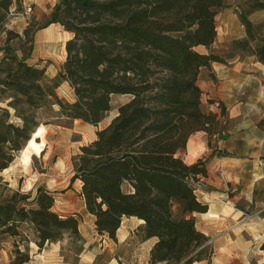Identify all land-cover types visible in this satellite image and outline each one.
<instances>
[{"label":"trees","instance_id":"trees-1","mask_svg":"<svg viewBox=\"0 0 264 264\" xmlns=\"http://www.w3.org/2000/svg\"><path fill=\"white\" fill-rule=\"evenodd\" d=\"M248 1L249 11L239 15L246 36L233 41L231 50L264 65V41L252 47L257 36L248 18L264 11V1ZM14 6L15 0H0V172L50 124L41 121V112L58 106L56 120L97 127L112 110L113 97L125 96L117 115L73 159L71 183L81 182L99 235L116 241L123 219L137 218L143 221L138 240H156L149 264H210L213 249L194 218L208 212L198 198L207 159L187 164L182 154L193 134L205 132L211 147L219 133L217 116L203 108L198 76L204 67L226 63L210 52L223 0H59L41 28L58 24L72 35L54 78L28 63L31 26L22 34L8 28ZM62 83L71 89L72 102L59 98ZM7 192L0 195V238L13 239L10 264L29 263L30 231L40 251L61 244L65 259L66 251L78 259L85 240L76 214L55 212V196L45 186L35 196Z\"/></svg>","mask_w":264,"mask_h":264},{"label":"crops","instance_id":"crops-1","mask_svg":"<svg viewBox=\"0 0 264 264\" xmlns=\"http://www.w3.org/2000/svg\"><path fill=\"white\" fill-rule=\"evenodd\" d=\"M57 25L52 24L49 28L55 29ZM216 26L215 49H227L228 44L246 36L233 11L219 12ZM198 86L202 92L204 110L217 116L219 133L211 138V147L207 145L208 135L205 132L193 134L182 157L187 164L207 159L204 182L211 189L199 191L198 198L208 206V212L194 214L196 229L213 239V256L219 254L226 257L229 264L241 254L236 248L241 246L244 251L255 246L257 238L264 236V65L257 62L254 56L241 59L237 54L226 59V63H213L210 67L202 68ZM216 102L220 108L216 107ZM4 182L12 190L20 189L12 177ZM75 184L78 185V189H75L78 200L71 189ZM38 186L32 184L22 188V191L35 196ZM45 187L55 196V212L73 215L78 205L80 211L77 213L81 212L82 221L88 218L93 232L88 239V235L82 233L83 222H80V233L85 240L84 250L73 261L62 255L61 244H48L40 251L34 243L35 234L30 231V261L27 264H98L97 259L104 253L111 254L105 264H149L150 250L156 240H135L136 230L143 221L124 218L116 233V241H113L96 232L95 218L86 210L80 181L73 182L71 188L60 192L57 188ZM71 197L73 200L69 202ZM246 236L250 237L251 245L247 244ZM120 249H124V252H120ZM12 251L13 239L1 237L0 264H10Z\"/></svg>","mask_w":264,"mask_h":264},{"label":"rangeland","instance_id":"rangeland-1","mask_svg":"<svg viewBox=\"0 0 264 264\" xmlns=\"http://www.w3.org/2000/svg\"><path fill=\"white\" fill-rule=\"evenodd\" d=\"M15 1L18 3V6H14L12 10L8 28L22 34L28 26H31L30 35L34 37V50L28 63L39 64L40 67L46 68L47 77L49 78L53 75L56 76L65 60V43L72 35L65 32L58 25L55 29L52 27L41 28L49 21L51 12L59 0ZM223 2L225 7L220 9L218 14L219 12L223 14L224 12L233 11L239 22L240 13L249 11L250 2L248 0H223ZM18 7H20V10H18ZM16 10L18 11L16 12ZM248 18L254 24L257 36L256 42L252 44L254 48L264 41V11L249 13ZM232 43L228 44L229 48L227 49L220 47L215 49L212 46L210 52L217 53L225 60L237 54L241 59L251 57L249 55H242L239 52L236 53L237 51H232L230 48ZM13 45L19 48L21 44L15 41ZM25 48L28 49L29 46H25ZM200 51L204 52V49ZM57 94L59 98L68 102H72L74 99L71 89L65 83L61 84L58 88ZM126 99V97H113L112 110L97 127L84 124L80 121L66 125L65 122L56 120L55 113L59 110L58 106H54L52 108L53 111L41 112V121L50 124L47 126L43 125L44 127H41L42 130L39 136L32 138L31 142L35 144V147L28 145L26 149L18 154L15 161L7 170L0 172L2 173V176H0V195L8 193L7 191L10 188L4 180L11 177L16 180V183L20 186L18 190L22 193H25L22 191V188L30 187L32 184H35V186L48 185L53 189L57 188L58 192L71 188L73 159L81 153V146L88 145L96 138V132L105 128L112 121L117 115V107ZM71 189L74 193V198L77 199L78 196L75 189H78V185L75 184ZM210 189L211 187L206 184L202 187V190ZM72 200L73 197L68 201L71 202ZM73 211H76L73 213H76L80 218V222H83V227H81L82 233L88 235L87 238L90 239L89 237H91L93 232L91 229L92 223L88 221V218H86V221H82L81 212L77 213L80 211L78 205ZM136 239L138 240L135 236ZM245 239L247 240V244L251 245L250 237L246 236ZM256 241L255 246L247 248L244 251L241 246L236 248L241 254H238L229 264H264V236L261 235ZM213 246L214 244L212 243L210 247L213 249ZM119 251L124 252V249H120ZM213 252L215 251L213 250ZM65 254L70 260H73L74 254H70L67 251ZM110 258V253H104L99 256L97 263L105 264ZM214 258L213 264H228L226 257H221L218 254Z\"/></svg>","mask_w":264,"mask_h":264},{"label":"bare ground","instance_id":"bare-ground-1","mask_svg":"<svg viewBox=\"0 0 264 264\" xmlns=\"http://www.w3.org/2000/svg\"><path fill=\"white\" fill-rule=\"evenodd\" d=\"M41 128H39V130L37 131V133L34 135L35 137L39 136V134L41 133ZM30 147H35V144L33 142H30L29 144ZM37 148V147H36Z\"/></svg>","mask_w":264,"mask_h":264},{"label":"built area","instance_id":"built-area-1","mask_svg":"<svg viewBox=\"0 0 264 264\" xmlns=\"http://www.w3.org/2000/svg\"><path fill=\"white\" fill-rule=\"evenodd\" d=\"M216 107H217V108H220V104H219L218 102H216ZM212 243H213V239H209V240L207 241L206 244H207L208 246H211Z\"/></svg>","mask_w":264,"mask_h":264}]
</instances>
